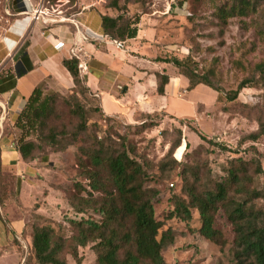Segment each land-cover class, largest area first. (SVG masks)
I'll return each instance as SVG.
<instances>
[{
    "label": "rangeland",
    "instance_id": "374dc122",
    "mask_svg": "<svg viewBox=\"0 0 264 264\" xmlns=\"http://www.w3.org/2000/svg\"><path fill=\"white\" fill-rule=\"evenodd\" d=\"M120 1L123 4V0ZM143 3L128 5L129 15L141 13V19L159 20L168 17L153 14V0H143ZM229 3L231 0H189L190 16L171 18L166 34L173 46L169 55L182 59L190 55L198 64V71L209 75L222 96L235 91L241 82H248L249 87L240 92L236 101L223 102L217 109H214L213 100L204 99L212 115L221 120L219 124L215 125L212 118L202 119L199 126L193 121L180 123L163 114L137 123L116 118L106 120L86 98L82 105L88 112V129L76 138L80 120L69 114L68 104L61 99L57 106L60 118L55 123L60 144L49 146L48 142L40 141L43 150L36 154L33 170L26 172L34 176L27 175L22 188L20 183L17 185L12 170H0V202L8 201L1 209L0 264H35L30 244L34 225L51 226L69 241L77 233L69 223L71 220H100L91 207L85 206L87 212L84 214L72 208V204L87 198L86 191L78 188L81 185L89 190L78 160L86 158L82 149L93 146L96 140L106 144L108 153L130 145L132 157L146 160L153 167L173 151L172 157L179 166L172 169L169 165L164 175L147 184L159 192L156 214L161 220L171 210L172 197H185L181 177L184 165L198 172L201 189H211L225 177L233 159L243 158L254 182L252 187L264 193V78L257 69L264 62V2L256 13L224 21L219 9ZM202 95L196 92L189 99L200 102ZM65 96L69 98L70 94ZM259 132L260 137L253 139V134ZM3 133L12 141L19 137V132L11 126H6ZM199 134L207 141H202ZM179 141L182 146L175 150ZM258 165L262 168L260 174L256 171ZM151 172L156 173V168H151ZM190 180L193 182L194 178ZM102 196V193H94L95 198L102 199ZM255 206L264 208V200H256ZM21 222L25 224L23 230ZM166 225L175 233L174 243L163 252L167 264H232L236 234L222 210L215 219V228L222 234L220 244L199 233L201 222L196 211L189 223L174 219L166 221ZM69 244L64 253L69 264H96L92 244L79 249L80 262L70 255Z\"/></svg>",
    "mask_w": 264,
    "mask_h": 264
},
{
    "label": "trees",
    "instance_id": "16d2710c",
    "mask_svg": "<svg viewBox=\"0 0 264 264\" xmlns=\"http://www.w3.org/2000/svg\"><path fill=\"white\" fill-rule=\"evenodd\" d=\"M55 1L46 0L45 5L51 7ZM263 2L264 0H231V3L219 9L220 18L227 21L234 17H246L256 13ZM137 4L144 5L143 0H123V4L120 0H107L106 8L113 15L102 17L103 34L111 40L121 42L136 38L143 14L130 16L127 10L128 5ZM188 9L189 0H178L168 17H189ZM158 61L171 64L180 75L186 77L189 80V90L205 85L216 91L219 105L223 102L236 101L240 92L249 87L248 82L243 81L235 91L222 96L209 75L198 71V64L190 55L184 59L170 55L159 58ZM64 64L75 83L74 91L65 93L70 94L69 98L58 92L46 93L38 87L12 126L13 130L19 132V137L13 144L26 163L33 162L36 154L42 152L40 141L48 142L49 146L60 144L55 123L60 118L57 106L61 99L68 104L69 114L80 120L76 138L88 129L89 116L82 105V100L86 98H89L95 111L106 120L121 119L105 115L99 99L81 79L77 60H67ZM257 69L264 78V62L259 64ZM168 83V75H159L160 95L165 94ZM66 99L72 100L73 103ZM159 114L170 117L167 113L160 112L143 116L141 120L148 121ZM183 121L179 120L180 123ZM260 134L261 132L253 134V139L257 140ZM199 135L202 141H207L204 136ZM181 146L179 141L174 149ZM105 148L104 142L96 140L93 146L82 149L86 158H79L78 165L82 169V176L88 181L89 190L78 184L79 190L86 191L87 198H81L79 204H72V208L78 214L87 212L85 206L91 207L99 215L100 220L85 218L71 220L69 223L77 233L69 241L51 226L34 225L30 244L31 258L35 264H69L64 258L68 242L69 253L77 262H80L79 249L92 244L97 257L96 264H167L163 252L174 243L175 233L166 225V221L178 219L189 223L196 211L201 222L199 233L206 239L220 244L222 234L215 228L216 215L220 210L225 212L236 234L232 264H264V208L255 206L256 200H264V193L252 187L254 182L243 158L233 159L226 169L225 177L216 182L211 189H201L198 172L184 165L181 177L185 197H172L171 210L167 212L165 219L161 220L156 214L159 192L147 184L164 175L169 165L172 169L179 166L172 157L173 151L153 167L146 160L140 161L132 157L130 145L112 153H108ZM2 168L4 169L0 148V170ZM151 168H156L157 172H151ZM256 169L257 174L262 173L260 165ZM12 174L18 185V176ZM191 177L194 178L193 182L190 180ZM16 191L18 193V189ZM94 193H102V199L95 198ZM20 199L22 200L19 195V204ZM7 204L8 201L5 200L0 202V218L1 209Z\"/></svg>",
    "mask_w": 264,
    "mask_h": 264
},
{
    "label": "crops",
    "instance_id": "0c3cea01",
    "mask_svg": "<svg viewBox=\"0 0 264 264\" xmlns=\"http://www.w3.org/2000/svg\"><path fill=\"white\" fill-rule=\"evenodd\" d=\"M58 3L64 6L61 18L67 20L61 21L55 14L35 19L34 13L42 0H1L0 3L1 159L4 169L12 170L21 186L26 172L32 171L35 164L23 161L12 138L3 137V129L14 125L36 88L41 87L46 93L74 91V79L64 62L72 60L71 51L80 42L76 25L103 34L102 17L113 15L106 8L107 0L53 2L54 6ZM170 19L143 17L138 36L125 41V49L111 42L90 40L83 44L88 57L83 60L85 70H79L80 77L99 99L106 116L137 123L143 116L165 112L176 120L193 121L198 126L202 119L212 118L215 125L221 121L212 115L204 100H213L217 109L216 91L205 85L189 90L186 77L171 64L158 61L170 57L173 49L166 35ZM159 75L169 76L164 95L158 93ZM196 92L203 94L200 102L189 99ZM21 223L23 230L25 224Z\"/></svg>",
    "mask_w": 264,
    "mask_h": 264
},
{
    "label": "built area",
    "instance_id": "2783aa9c",
    "mask_svg": "<svg viewBox=\"0 0 264 264\" xmlns=\"http://www.w3.org/2000/svg\"><path fill=\"white\" fill-rule=\"evenodd\" d=\"M31 1V0H29ZM46 0H42V5L41 7L34 13L35 19L39 18V16L43 15H49V14H55L59 16V20H67L61 18V16H64V10H63V4L58 3L55 6L47 7L45 5ZM178 0H153V8H154V15H158L160 17H165L171 15L173 12V7L174 3L177 2ZM1 3V0H0ZM47 8V9H46ZM77 33L80 34V42L76 44L72 51H71V58L72 60H77L78 61V69L80 71L85 70V63L84 59L88 57L84 43L89 42L90 40L93 41H100V42H111L115 44V46L119 49H125V42L117 41V40H111L108 36L104 34H98L93 32L92 30L83 28L80 24L76 25ZM183 94H186V91L183 92Z\"/></svg>",
    "mask_w": 264,
    "mask_h": 264
}]
</instances>
